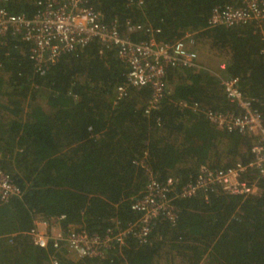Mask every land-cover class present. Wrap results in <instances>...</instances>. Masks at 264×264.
<instances>
[{"label": "trees", "instance_id": "obj_1", "mask_svg": "<svg viewBox=\"0 0 264 264\" xmlns=\"http://www.w3.org/2000/svg\"><path fill=\"white\" fill-rule=\"evenodd\" d=\"M228 0H93L104 21L145 23L159 29L157 40L186 33L208 46L225 63L223 74L239 78L244 95L264 100V38L253 23L208 26L212 8ZM36 0H0L13 13L30 16ZM148 33L133 35L146 38ZM102 49V53H99ZM125 66L113 49L94 40L62 56L43 75L34 74L23 42H0V167L21 195L0 204V264H48L53 251L34 246L25 234L34 215L60 218L69 227L103 234L119 221L137 217L131 203L147 178L134 161L145 162L160 178L179 186L202 165L227 168L252 160L250 137L210 123L180 102L225 110L230 106L214 76L203 69H170L164 95L145 113L149 87L128 86ZM144 152L146 155H144ZM258 195L214 191L177 199L172 224L158 221L148 241L128 236L122 252L63 264H264V180Z\"/></svg>", "mask_w": 264, "mask_h": 264}, {"label": "built area", "instance_id": "obj_2", "mask_svg": "<svg viewBox=\"0 0 264 264\" xmlns=\"http://www.w3.org/2000/svg\"><path fill=\"white\" fill-rule=\"evenodd\" d=\"M92 2L36 0V10L30 16L10 12L0 5V42H6L9 38L23 42L33 73L43 75L62 56L82 50L97 40L102 47L113 49L125 66L127 84L116 88L117 100L128 95V86L151 89L145 113L155 109L164 95V80L170 69L206 70L217 80L230 106L221 110L203 108L196 102H180V105L201 112L219 128L250 137L252 160L246 164L238 162L227 168L202 165L193 179L179 186L178 179L172 176L160 178L145 162V156L141 157L134 163L143 168L147 182L143 193L130 206L137 217L125 226L115 221L103 234L71 226L66 232L53 236L41 230L39 225L59 222L60 218L40 215V218L34 219L33 227L25 234L38 248L47 250L51 244L53 251L48 254V264H63L61 256L65 253L72 254L74 261L103 258L108 250L121 253L128 236L144 244L158 221L167 220L174 224L179 213L175 205L177 199L197 194L207 198L218 190L244 197L258 195L259 182L264 180V100L244 95L239 78L223 74L224 62L214 69L203 65L197 51L191 48L195 43V33H186L170 42L157 40L159 29L150 24L133 23L130 19L125 21L121 33L119 24L115 20L109 23L104 21V14ZM143 3L144 0H127L129 6L138 8ZM251 23L260 29L264 38V0H228L223 5L214 6L208 18L209 27ZM142 33H148V36L133 39V35ZM99 53H102V49ZM261 53L264 54V45ZM20 195V187L0 167V204Z\"/></svg>", "mask_w": 264, "mask_h": 264}, {"label": "rangeland", "instance_id": "obj_3", "mask_svg": "<svg viewBox=\"0 0 264 264\" xmlns=\"http://www.w3.org/2000/svg\"><path fill=\"white\" fill-rule=\"evenodd\" d=\"M194 40L195 43L191 46V48L197 51L199 60L203 65L209 66L214 69L217 68L219 63L224 62L220 57L214 55V53L208 48L206 44L200 42L196 37L194 38ZM65 255L67 256V259L70 258L71 261H74L73 259H75V257H73L72 254L65 253ZM65 255L63 256L66 257Z\"/></svg>", "mask_w": 264, "mask_h": 264}, {"label": "crops", "instance_id": "obj_4", "mask_svg": "<svg viewBox=\"0 0 264 264\" xmlns=\"http://www.w3.org/2000/svg\"><path fill=\"white\" fill-rule=\"evenodd\" d=\"M33 217H34V219L35 218L37 219V218H40V215H34ZM39 228L41 230L48 232V234L53 235V236H55L59 233H62V228H61L59 222H51V223H48L46 225L40 224Z\"/></svg>", "mask_w": 264, "mask_h": 264}]
</instances>
